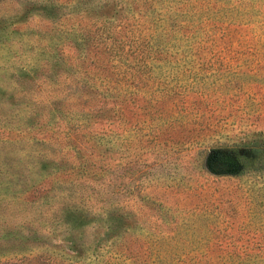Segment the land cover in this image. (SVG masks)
I'll return each instance as SVG.
<instances>
[{
	"label": "rangeland",
	"instance_id": "obj_1",
	"mask_svg": "<svg viewBox=\"0 0 264 264\" xmlns=\"http://www.w3.org/2000/svg\"><path fill=\"white\" fill-rule=\"evenodd\" d=\"M50 1L0 0V264H264V0L94 1L145 45L95 116L59 62L95 15Z\"/></svg>",
	"mask_w": 264,
	"mask_h": 264
},
{
	"label": "trees",
	"instance_id": "obj_2",
	"mask_svg": "<svg viewBox=\"0 0 264 264\" xmlns=\"http://www.w3.org/2000/svg\"><path fill=\"white\" fill-rule=\"evenodd\" d=\"M94 1L96 0H77L80 6L84 4L91 6L84 12L88 15L93 12L95 17H90L84 20L83 23H79V26L76 27L79 29L78 32L75 29V32L72 29L68 30V38L65 39L67 43L64 47L68 48L69 52L65 58H60L59 62L66 63L67 69L76 68L82 70L87 75V78H91L95 86L103 87V92L101 93H96L95 95L92 93L89 97H82V108L89 107V113L93 114V116L101 114V112L105 115L108 111L113 110L109 105L116 103L120 105L119 110L123 114L126 110L128 96L131 95L130 88L135 87L140 89V84L136 78V71L141 68L142 63L145 61V45L143 44L141 29L139 26H135V24L130 25L125 14L116 16L117 11L109 16L108 13L102 12L109 5L108 2L101 5L97 3V6H93ZM130 1L133 4L141 1V5L143 6L149 3L148 0ZM173 1L164 0L165 8L168 10L172 7L175 8L174 3H172ZM50 3L43 5V8L46 15L51 17L53 16V12L51 11L55 7L66 5V3L54 4L55 1L53 0ZM130 9L134 10L133 7H130ZM166 15L168 14L166 13ZM176 18L177 15L174 20ZM161 19V24L159 25L164 27L166 18L162 17ZM55 22H58V20ZM158 48V44L154 40L150 44L149 52H153ZM74 62L77 67H73ZM76 89L81 91L82 88L81 86H77ZM80 93L83 92L81 91ZM69 133L68 138L72 136L81 138L83 135L81 129L77 127L73 129V132ZM82 150L83 148H80V151ZM89 164L91 166V163ZM113 254L115 256L112 257H115V260L112 264H119L123 254L121 253L116 256V251ZM132 257L135 258L131 260L130 264H136L138 258L134 255L129 256V258ZM156 259L158 260V258ZM220 260H223V257H220Z\"/></svg>",
	"mask_w": 264,
	"mask_h": 264
}]
</instances>
